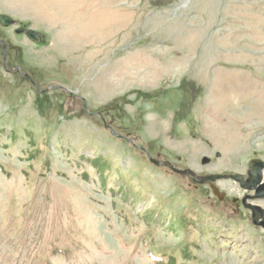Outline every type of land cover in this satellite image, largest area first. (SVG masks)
Returning <instances> with one entry per match:
<instances>
[{
	"label": "rangeland",
	"instance_id": "rangeland-1",
	"mask_svg": "<svg viewBox=\"0 0 264 264\" xmlns=\"http://www.w3.org/2000/svg\"><path fill=\"white\" fill-rule=\"evenodd\" d=\"M1 14L0 264H264L248 191L219 180V199L105 127L199 174L264 160V0H0Z\"/></svg>",
	"mask_w": 264,
	"mask_h": 264
},
{
	"label": "water",
	"instance_id": "water-1",
	"mask_svg": "<svg viewBox=\"0 0 264 264\" xmlns=\"http://www.w3.org/2000/svg\"><path fill=\"white\" fill-rule=\"evenodd\" d=\"M0 21L4 26H7V27L11 26L14 23V20L10 16L4 15V14L0 15ZM18 32L20 33L22 32V30L19 29ZM28 34L32 38H37V34L33 31H29ZM4 60H5V56H4ZM105 126L107 128H110V126H108L106 122H105ZM111 130L115 136L123 137L121 134L117 133L113 128H111ZM125 138L128 141H131L129 138L127 137ZM138 148L147 152V155L153 164L157 166H162V165L167 166L176 173H179L185 177L192 178V180L196 183L208 184L209 186H211L214 194L217 195L219 198L223 197V193L219 192V188L216 185V183L217 181L224 180V179L234 180L238 182L244 190L254 192V194L246 195L242 201H243L245 208L249 209L252 212L253 224L255 226H261L264 228V208L259 204L248 202V199H251V200L264 199V181H263L264 161L263 160L261 159L252 160L250 162V169L246 176L239 174V173L199 175L190 168H179L167 160H160L158 158H155L152 156V154L147 149L143 147L138 146ZM210 161L211 159L209 157H204L202 160V164L207 165L210 163Z\"/></svg>",
	"mask_w": 264,
	"mask_h": 264
},
{
	"label": "flooded vegetation",
	"instance_id": "flooded-vegetation-1",
	"mask_svg": "<svg viewBox=\"0 0 264 264\" xmlns=\"http://www.w3.org/2000/svg\"><path fill=\"white\" fill-rule=\"evenodd\" d=\"M124 140V139H123ZM248 170H249V165H248V169L246 170V172H244V173H241V174H247V172H248ZM204 174V173H203Z\"/></svg>",
	"mask_w": 264,
	"mask_h": 264
},
{
	"label": "bare ground",
	"instance_id": "bare-ground-1",
	"mask_svg": "<svg viewBox=\"0 0 264 264\" xmlns=\"http://www.w3.org/2000/svg\"><path fill=\"white\" fill-rule=\"evenodd\" d=\"M154 74V73H153ZM263 181H264V179H263Z\"/></svg>",
	"mask_w": 264,
	"mask_h": 264
}]
</instances>
